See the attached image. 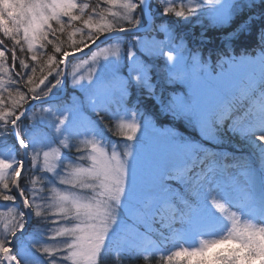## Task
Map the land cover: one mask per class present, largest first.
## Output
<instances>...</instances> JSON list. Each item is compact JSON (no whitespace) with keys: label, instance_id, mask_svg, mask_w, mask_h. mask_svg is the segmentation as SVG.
Listing matches in <instances>:
<instances>
[{"label":"snow or ice","instance_id":"obj_1","mask_svg":"<svg viewBox=\"0 0 264 264\" xmlns=\"http://www.w3.org/2000/svg\"><path fill=\"white\" fill-rule=\"evenodd\" d=\"M238 16L229 37L260 21L258 55L228 57L215 71L176 42L175 24L207 17L225 26ZM65 33L70 51L60 43ZM0 34L12 61L0 40V201L15 205L10 220L0 213V264H104L108 253L113 264L125 256L151 264L157 253V264H264V0H0ZM153 59L163 60L166 85L184 82L191 92H157ZM75 60L87 75L69 71ZM69 87L80 94L71 104L61 99ZM133 92L210 141L238 137L249 158H220L147 116L138 120ZM101 125L117 139L105 141ZM148 217L164 242L166 232L178 237L173 248L145 239L137 225ZM30 224L50 227L37 239Z\"/></svg>","mask_w":264,"mask_h":264},{"label":"rangeland","instance_id":"obj_2","mask_svg":"<svg viewBox=\"0 0 264 264\" xmlns=\"http://www.w3.org/2000/svg\"><path fill=\"white\" fill-rule=\"evenodd\" d=\"M96 2V0H93ZM78 2H86L85 0H78ZM158 2V0H153V6H155V4ZM177 2H179V0H177ZM106 7V6H105ZM175 19V18H173ZM204 22H208V24L213 25L212 23H210V21L208 20L207 17L202 18V22L201 23H196V21H190L189 23H186V25H184L183 23H178L175 24V31H176V42L178 44L181 45V47H183L185 49V54L188 57H191L192 55H195L199 58H201L203 61H206L210 67V69L215 70V71H219L217 64L218 62L220 64H223L225 59L228 57H241V56H249V55H258L260 52V48H261V44L260 41L258 39V31L260 28V21H257L253 27L250 33L247 32H239L236 35L229 37V33H234L237 30V27L231 31H229L227 34H221L218 39H217V44L218 46H214L211 43V39L204 35V29L201 27H198V31L195 32L196 30V26L197 25H203L205 24ZM242 22V21H241ZM240 22V23H241ZM196 25V26H195ZM240 34H244V36H249L251 38V42L248 41L246 45L248 46H241V45H237L236 43H234V41L236 42V40L239 38ZM65 35H67V33H65ZM139 35H146V33H139ZM147 35H152V34H147ZM76 39H79V36L76 37ZM157 39H163V34L159 37H157ZM238 41V40H237ZM213 42V41H212ZM234 43V44H233ZM70 44V41L68 42V45ZM124 44L123 42L120 45H117L115 43H113L112 45H100L101 48L103 47H108L109 51H113L116 47H123ZM236 48H241V51L237 52L235 50ZM248 47V49H246ZM206 48V50H205ZM46 51V49H45ZM93 51H99V49L95 48L93 49ZM211 53V54H209ZM89 55H91L89 53ZM214 55V56H212ZM100 61H103V53H101L100 55ZM91 63V62H90ZM152 63L155 65V72L157 74V79L155 81V83L157 84V92H159L161 89H163L164 91V95L166 97H171L172 95H186L189 94L191 92V89L189 87L188 84L184 83V82H180L177 81L175 83H172L171 85H166L162 79L163 73L165 71V69L163 68V60H156L153 59ZM77 65H80V61L79 60H75L73 61V63L71 65H69V71L71 72L73 69H76L78 71L81 72V74L87 75V73L90 71L88 66H84L81 65L79 68H77ZM162 80H158V79ZM7 83V81H6ZM80 94L78 92L73 91L70 87L66 92V96L64 99H62V101H66L68 104H71L73 102H75L76 97L79 96ZM249 104L248 100H240L238 101V107L243 106V107H247ZM131 110L136 111L138 113L137 115V119H141L144 116H147L150 118L151 122L155 125V127L157 129H165L168 130L172 133H174L175 135L181 136L185 139L191 140L193 142H195L198 145H201L207 152L209 153H216L220 158H223L225 155H227L229 157V160L231 161L232 159H247L249 158V149L244 145L243 141H241L238 137H233L230 136L228 134L225 133H219L218 134V138L214 139V140H209L204 138V136L202 135L201 131L196 128L193 127L191 124H188L187 122L182 121V124H184V126H190L195 133L197 134L196 136H194L195 138L191 137L195 134L190 133L187 134L186 132H183L173 126H169V125H165V126H159L157 125L152 117L144 110V109H135L130 107ZM161 109V108H160ZM164 112V111H163ZM85 117H90L91 119H96L95 114L92 113L90 110H86L83 114ZM109 122L106 121L105 124H108ZM119 121H115L112 122L111 126L113 127V129L117 132V135H119V127H118ZM104 125H101L100 131L103 135V138L105 141L111 143L113 141H115L117 139L116 136H113L112 132H109L107 130V128L103 129ZM188 128V127H186ZM38 133L45 137V143H50L52 144V146H55L54 142H53V132L52 129L50 127L46 128L41 126L38 130ZM191 135V136H190ZM74 143H79V141H73ZM231 145L229 146L227 149H219L217 147L220 146H224L226 147V145ZM214 146V147H212ZM217 146V147H215ZM80 147L83 148L84 145L81 143ZM217 148V149H215ZM0 150H2V147H0ZM121 151L123 150L122 146H121ZM75 155V150L72 153H65V156L67 158H71L72 156ZM234 171V170H233ZM31 174H29L30 177ZM50 175V174H49ZM27 187L31 188L32 185L29 182V180H25L23 182ZM172 184V186L174 188L179 187L174 181L169 182ZM37 188L40 187L39 184L36 185ZM51 187V186H49ZM178 202V201H177ZM37 203H39V201H37ZM218 203L223 204V201H218ZM15 205L12 202H3L0 201V213L4 214V218L3 219H11L12 215L14 213H9V208H14ZM235 208L229 209V213L231 211H235ZM166 215L170 216L171 215V209L168 208L166 210H164ZM217 216L219 214H216ZM3 219H0V228H2L3 226ZM33 223H35V221L33 220ZM241 223H243V219L241 220ZM50 227V225L48 224H40L38 225V227L34 230L33 226L30 224L29 225V232H33L34 235H36L37 239H42V237H40L38 235V233L40 231H46L48 228ZM137 227L140 229L141 233L144 234L145 239H151L153 245H157L160 244L166 248H173L176 243L178 242V237L174 234V233H167L166 235L168 236V240L166 242L163 241V239L159 236L158 234V229L160 227L158 222H154L153 219L151 217L145 218L144 221L142 223H139L137 225ZM176 227H179V224L176 225ZM189 244H196L198 243L197 238L196 237H192V239L187 241ZM159 255V253H157Z\"/></svg>","mask_w":264,"mask_h":264},{"label":"trees","instance_id":"obj_3","mask_svg":"<svg viewBox=\"0 0 264 264\" xmlns=\"http://www.w3.org/2000/svg\"><path fill=\"white\" fill-rule=\"evenodd\" d=\"M85 1L90 2V3H95V1H93V0H85ZM254 11L258 12V10H256V9H254ZM243 19H244L243 16H238L232 21V23L230 25H225V26L210 25V24H208V22H204L205 24H203V25H197V26L195 25L196 26L195 32L198 31V29H197L198 27L203 28L204 29V35L208 36L213 41V42L211 41V43L214 46H218V45H215V44H217L218 37L221 34H227L229 31L235 29ZM183 24L187 26L186 23H183ZM0 40L6 41L5 45H3V47L9 49V51L6 52V55L8 57L7 64L11 67L12 66L11 50H10L11 49V42L8 41L7 38H4L2 36V34H0ZM237 40H236V42L234 41V43H236L237 45L248 46L246 44L248 41L251 40V38L248 35L244 36V34H240L239 38ZM68 42H69V40H68L67 35H65V34L62 35L61 39H60V43L70 51L71 49L68 47L69 46ZM246 49H248V47ZM205 50H206V48H205ZM235 50L237 52H239V51H241V48L235 47ZM46 52L48 54H52L51 46H48L46 48ZM209 54H211V53H209ZM17 55L21 56L22 58L27 59V53L26 52L20 53L18 48H17ZM212 56H214V55H212ZM16 68H17V70L19 69L18 61L16 62ZM38 74H39V69H38ZM158 80H162L161 77ZM132 100L133 101L138 100V103H132V104H130V107L135 108V109H138V108L144 109L152 117L153 121L157 125H159V126L169 125V126H173V127L177 128L183 132H186L187 134L193 133L195 135H193V136L190 135L193 138H195L194 136L197 135L195 133V131L190 126L186 125V127H188V128H186L184 126V124H182V121H180L179 119H174L171 115L163 112L160 109L159 104L157 102H154L152 99H149L145 94H142L139 92H133ZM105 123H106V121H105ZM229 146H231V145L230 144L226 145V147H225V145L220 146V147H217V146H215V147H217L219 149H227ZM212 147H214V146H212ZM217 148H215V149H217ZM113 255H114L113 253H108L105 257L104 264H113V259H112ZM158 258H159V255L157 254L156 257H154L153 260L151 261V264H157ZM123 264H144V261L141 258H131L129 256H125V258L123 260Z\"/></svg>","mask_w":264,"mask_h":264},{"label":"water","instance_id":"obj_4","mask_svg":"<svg viewBox=\"0 0 264 264\" xmlns=\"http://www.w3.org/2000/svg\"><path fill=\"white\" fill-rule=\"evenodd\" d=\"M141 32H144V30L142 29ZM94 49H95V48H94ZM85 51H87V50H85ZM77 55H79V54H77ZM62 97H63V96H62ZM62 97H61V98H62Z\"/></svg>","mask_w":264,"mask_h":264}]
</instances>
